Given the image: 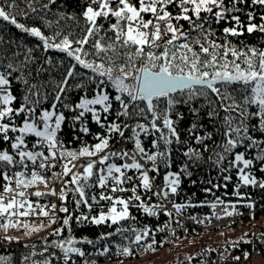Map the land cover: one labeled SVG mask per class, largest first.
Here are the masks:
<instances>
[{
	"label": "snow or ice",
	"instance_id": "1",
	"mask_svg": "<svg viewBox=\"0 0 264 264\" xmlns=\"http://www.w3.org/2000/svg\"><path fill=\"white\" fill-rule=\"evenodd\" d=\"M237 2H243V0H233V8L229 9L225 7L224 0H178L180 13L173 15L168 8L177 4V0H90L83 12L86 26L81 30L80 38L74 39L69 33L63 35L59 43H55L50 40L55 41L61 37L60 31L55 32L49 38L44 36L38 27H25L24 24L18 22L16 15L7 10L18 7L16 0H0V18L3 21H8L16 28L40 38L45 49L54 48L66 53L67 56L74 58L78 65L94 74L92 79L97 81V93L91 99H81L76 105L78 109H81L76 119L83 118L85 113H91L92 119L96 123L105 126L101 121V113H109L113 108V102H115L119 105L118 118L127 117L132 120L150 115L151 128L161 132L159 139L153 141V146L158 150L156 153H149L142 146L139 137L141 133H147L148 128L138 122L132 129L134 150L131 153L125 150H109L110 137L102 135H98L99 142L91 147L83 146L76 151L68 150L63 147L57 136L61 122L64 120L63 114L56 115L52 111L45 110L37 117L36 108L27 103L30 99L28 95L24 97L25 104L14 108L12 105L16 97L9 88L11 71L7 74L0 73V139L11 142L10 147L15 150L14 154H10L7 150L0 151V176L5 181L2 186L3 192L0 193V217L5 218V222L0 224V229L6 231L10 226H18V217H29L37 209H39L38 215L49 218L50 222L54 224L58 210L67 214V218L62 221V227L54 229L53 234L59 235L73 219L69 209L65 206L57 209L55 203H52L50 208L39 204L34 207L28 196L52 195L63 202L67 199L69 185L74 186L71 188V192L78 197L74 200L76 207L79 208L83 205L89 209V214L81 213L80 216L75 217L78 222L95 225L110 222L112 225H116L131 218L129 209L133 200L140 202L138 207L144 213L156 215L154 208L144 204L141 196L137 194L139 187L151 190L153 186L149 177L150 170L146 169L140 160L151 162V170H156L158 156L167 155L166 152L159 151L161 141L164 145H169L173 142L172 138L179 140L174 121L169 115L176 104L189 103L196 97H204L211 105L214 102L209 98L210 94H215L218 98L216 102L229 113L225 120L226 136L229 134L232 137L242 136V133L248 132V127L245 126L242 119L237 127L232 126L234 120L231 114L237 111L239 118L247 116L250 119L253 116H258L260 127L264 130V50L252 47L241 51L232 47L230 42L217 43L212 39L211 30L205 29L203 23V20L207 18L202 17V13H211L212 18L219 22L226 19V15L235 9ZM251 2L264 7V0H251ZM49 3H54V0H49ZM28 8L32 13L38 11L31 2L28 3ZM42 8L47 9L48 4L42 5ZM214 9L218 10L214 11ZM24 14L27 15V13ZM145 14H150L152 18L145 19ZM110 17H114L115 22L110 23L105 31L98 20ZM61 19H75V17H61ZM231 19L239 27H225L223 29L225 36L243 34L245 29L240 17L232 16ZM181 20L188 21L191 30L197 32L195 38L191 37L190 31H184L182 25L173 23V21ZM261 20L264 21V16H261ZM165 21L167 23H164ZM253 21L254 17L249 14L247 33L251 34L257 31L264 33V23L256 24ZM102 32L103 35H101ZM166 36H170V38L165 40ZM86 45L87 49L84 47ZM82 56H92L94 59L87 61ZM7 68L12 70L13 65L9 63ZM74 68L75 65L68 70V77L75 74ZM25 83L27 82L25 81ZM62 83H66V80ZM236 84H240L244 89L241 97L243 103H238L232 93L227 91L229 86L235 87ZM109 85L115 90L114 96L106 91V86ZM34 88L35 86H32L28 88V91L32 92ZM64 91L63 87L57 86L58 94L55 97L57 101L61 98L59 93ZM161 103L165 105L163 109L160 107ZM93 105L101 106L99 111L91 107ZM253 105L258 111L246 112V109ZM55 107L56 105L53 104V108ZM217 114L215 111L209 113L210 116ZM20 118L23 122L18 125L16 120ZM161 120L162 129L157 128V122ZM129 127L127 123L112 122L107 124V131L110 134L118 133L124 137L125 133L122 129ZM164 129L167 130V135H164ZM83 131L88 132V128L84 127ZM30 135L38 138L36 144L32 145L33 150H29L25 139ZM196 139L202 141L204 138L197 137ZM248 139L251 140V137ZM242 142V139L238 141L235 138H228L222 146L223 152H230L238 143ZM252 143L255 144V141ZM38 147L43 150H34ZM184 155L189 157L192 162L200 159V153L192 148H189ZM82 158L86 159L83 163H78ZM113 158L131 162L119 165L114 162L109 163L108 161ZM223 159L225 156L219 155L217 162ZM258 159L264 161V156H260ZM28 162H31L33 166L30 178L26 177L23 170L9 174L11 166L27 169ZM234 162H242L244 165L239 169L240 179L244 185L257 184L256 179L245 171L253 163L252 160L245 159L244 154L239 153L235 155ZM57 166L61 168V172H53L51 178L42 174V172H48ZM187 167L188 165L184 166V171H187ZM130 169L137 170L140 178L139 183L131 189L133 193L131 198L124 199L108 195L104 191L98 198L96 195L88 196L87 189L93 186L90 184L93 178L96 182L94 186L102 190L111 193L127 191L123 185L134 179L132 176L126 175L127 170ZM164 179V189L153 193V195L167 198L170 194L177 193L180 173L169 172ZM224 179L228 180L230 177H224ZM56 180H60L64 185L59 191L51 189L47 193L35 191L31 194L26 191L38 183H44L47 186L48 183ZM259 186L264 188V183H260ZM206 191L210 192L211 189ZM217 200L222 203L219 198ZM90 201H95L97 204L100 201H109L110 207L107 211L101 210L97 215H90L93 209V204ZM173 207L179 212L185 205L174 204ZM212 207L215 208L216 204L213 203ZM168 215H171V212ZM225 215H232V213L226 212ZM13 220L17 221L16 224H13ZM24 227L28 229V225L25 224ZM39 230L34 227L29 229V232ZM127 231L134 233V239L130 241V244H139L145 237L150 236L148 229L142 231L120 227L115 229L117 234ZM106 235L111 236L113 233ZM2 238L9 242L16 239L9 236ZM85 242L93 244L92 240L86 239ZM74 243L72 238L54 242V247L62 250L65 264H69L71 259L69 254L71 253L78 254L80 257L86 255L79 247L73 246ZM147 247L151 249L153 244L150 243ZM117 248L119 253L124 256L132 254V248L129 246L117 245ZM47 250L46 247L44 251L47 252ZM108 252L109 248L105 247L100 255L103 256ZM247 255L246 253L245 257ZM188 259L190 261L192 257H188ZM234 259L239 260L240 257L237 256ZM0 264H7V257L0 256ZM44 264H51V261L45 260ZM86 264H94V262L86 261Z\"/></svg>",
	"mask_w": 264,
	"mask_h": 264
},
{
	"label": "trees",
	"instance_id": "2",
	"mask_svg": "<svg viewBox=\"0 0 264 264\" xmlns=\"http://www.w3.org/2000/svg\"><path fill=\"white\" fill-rule=\"evenodd\" d=\"M29 2L38 9L37 13H32L28 8ZM16 3L17 8H9L7 10L16 15L19 23L24 24L28 28L38 27L42 34L49 38L55 32L60 31L62 33L61 37L55 41L50 40V42L59 43L63 35L69 33L72 34V38L74 39L80 38L81 30L86 26L83 12L90 3V0H54V3H49V0H16ZM44 4H48L47 9L42 8ZM224 4L226 8H233V0H224ZM168 10L173 15L180 13L178 3L169 6ZM24 13H27V15ZM249 14L254 17V23H264L261 20V16H264V7L253 4L251 0L237 2L235 9L226 15V19L219 22L212 18L211 13H202V17L207 18L203 20L204 27L211 30L213 33L212 39L217 43L224 44L230 42L232 47L241 51L252 47H255L257 50H264V33L257 31L249 34L246 31ZM145 16H149V19L152 18L150 14H145ZM232 16L240 17L245 30L241 35H229L226 37L223 32L225 27H239L232 21ZM61 17H75V19H61ZM114 22V17L108 19L100 18L98 20V23L103 25L105 31L108 29L110 23ZM164 23L167 22L165 21ZM173 23L182 25L183 30L186 32L190 31L192 38L197 36V32L191 30L188 21H173ZM101 35H103V32ZM169 38L170 36H166L164 39ZM161 44H163V41H161ZM84 47L88 48L87 45ZM82 58L87 61L94 59L92 56H82ZM229 59L232 58L229 57ZM9 63L13 65L12 70L7 68ZM73 65H75L73 69L75 74L68 77L67 72ZM9 71H11L9 88L16 97L12 105L14 108H19L22 104H25L24 97L28 95L30 99L27 103L29 106L36 108L37 117L42 111L50 109L63 114L64 120L61 122L57 136L64 148L72 147L80 149L83 146L91 147L99 142L98 135H102L110 137L109 150H125L131 153L134 150V132L132 129L138 122L148 128L147 133L140 134L139 138L142 146L149 153H156L158 151L153 146V141L159 139L161 132L151 128L150 115L132 120H129L127 117L118 118L119 105L113 102V108L109 113H101V121L105 126L96 123L92 119L91 113H85L83 118L76 119L81 111L76 105L79 104L81 99H91L97 93V81L92 79L94 74L90 70L78 65L75 59L67 56L66 53L54 48L45 49L43 41L40 38L24 32L10 22L3 21L0 18V73L7 74ZM65 80L66 83H62ZM32 86H35V88L32 92H29L28 88ZM57 86L65 89L64 92L59 93L61 98L58 101L55 98L58 94ZM106 91L112 96L116 94L110 85L106 86ZM227 91L232 93L238 103H243L241 97L244 89L240 84H236L235 87L229 86ZM209 98L214 102L211 105L208 99L204 97H196L189 103L174 105L169 115L174 121V127L179 135V140L172 138L173 142L169 145H164L163 141H161L159 151H164L167 155L163 157L158 156L156 170H151V162L143 159L140 160L145 168L150 170V180L158 191L164 188V178L169 172L180 173V184L176 196L177 201L181 205H185V207L182 208L179 216H184L190 220L187 223L189 231L194 229L197 224L205 225L229 216L225 215L226 212H231L232 214L246 213L244 217L247 219L252 216L259 218L264 212V188L259 186L260 183H264V161L258 159V157L264 156V130L260 127L259 117L253 116L249 119L245 116L239 118L238 111L232 113L231 115L234 120L232 126L237 127L242 119L245 126L248 127V132L242 133V136L232 137L231 134L226 136L227 126L225 120L229 113L216 102L218 98L215 94H210ZM53 104L56 105L55 108H53ZM91 107L99 111L101 106L93 105ZM160 107L163 109L165 105L161 103ZM213 111L218 114L210 116L209 113ZM252 111H258L256 106L253 105L246 109V112ZM22 122V118L16 120L18 125L22 124ZM112 122L127 123L130 126L129 128L122 129L125 133L124 137H121L118 133H108L107 124ZM84 127L88 128V132L83 131ZM157 128H163L162 120L157 122ZM163 132L164 135H167L166 129ZM10 135L13 134L10 133ZM197 137H203L204 139L200 141L196 139ZM249 137H251V140L248 139ZM228 138H235L238 141L242 139L243 142L238 143L230 152L224 153L222 146ZM25 139L28 147L32 149V145L36 144V137L30 135ZM252 141H255V144ZM10 143L9 141L0 139V151L7 150L10 154H14L15 150L11 149ZM189 148L195 149L200 153L198 161L192 162L189 157L184 155ZM35 150L39 149L36 148ZM239 153H243L245 159L253 161L245 171L256 179L257 184L244 185L242 183L239 169L243 168L244 165L242 162H234L235 155ZM219 155H224L225 159L217 162ZM84 159L86 158H82L78 163H83ZM108 162H114L119 165L131 161L113 158ZM185 165H188L187 171H184ZM22 170L25 171L26 177L30 178L31 171L33 170L31 162H28L27 169L11 166L9 174ZM36 170L40 171L39 169ZM53 172L59 173L61 172V168L57 166L48 172H42V174L51 178ZM126 175L132 176L134 179L125 183L123 185L124 188L132 189L139 183L140 178L137 170H127ZM224 177H230V179L225 180ZM58 181L60 180L50 182L47 186L59 183ZM4 183L3 177L0 176V193L3 191L2 186ZM95 183V179L93 178L90 181V184L93 186L87 189V194L88 196L96 195L98 198L101 192L99 191V187L94 186ZM39 186H45V184L38 183L26 189V191L31 194ZM153 186L151 190L139 187L137 194L141 196L144 204L154 208V211L157 213L156 215L144 213L138 207L140 202L133 200L132 206L129 209L131 218L116 225H112L110 222L95 225L92 223H81L75 219L81 213L89 214V209L83 205L79 208L76 207L74 200L78 197L74 196L71 192V188L74 186L69 185L66 201L61 202L59 200V203L67 207L72 214L73 219L70 221V225L64 227V230L59 235L53 234L54 230H52L41 236L32 237L29 241L31 246L23 247L17 250V252L9 245L0 244V256L7 257V264H44L45 260H50L51 264H57L54 253L59 248L54 247V242H60L69 238L75 241L73 246L82 247L86 251L94 250L102 252L105 247H108L109 252L107 255L111 260H115L119 254L117 245L131 247L132 254L136 255H138L137 249L148 242H152L154 246H160L161 241H164L162 234L164 226L174 221L178 216L167 210L161 202L160 196L153 195V193L157 192ZM207 189H211V191H206ZM132 196L133 193L130 191L121 194V197L125 199H129ZM44 197L52 200L50 195H45ZM40 198L32 196L30 200L33 204L37 205L40 202ZM217 198L222 203L218 202ZM90 203L93 204L90 215H96L100 210L110 205L109 201H100L98 204L95 201H90ZM213 203L216 204L215 208L212 207ZM158 205L159 207H157ZM169 212H171V215H168ZM62 216L64 219L67 218V214L65 213H62ZM62 221L54 229L61 228ZM3 222H5V218L0 217V224ZM117 227L135 231L148 229L150 236L145 237L139 244H130V241L134 239V233L127 231L123 234H117L115 232ZM0 231L5 230L0 229ZM107 233H113V235L107 236ZM247 235L248 238L246 239L239 237L231 241L232 246L216 243L200 246L189 254L188 257H192L190 261L186 257L182 260H173L164 264H255L248 257H245L244 254L245 249L249 248L247 240L250 238L255 242V247L262 257L264 264V222L255 224L253 230H249ZM102 236L104 238H101ZM124 237H127V239H124ZM86 239L92 240L93 244L86 243ZM46 247L48 249L47 252L44 251ZM231 248L233 249L232 254L229 253ZM70 255L72 257L78 256L75 253H71ZM237 256L240 257L239 260L234 259ZM25 257H27V260H25Z\"/></svg>",
	"mask_w": 264,
	"mask_h": 264
},
{
	"label": "built area",
	"instance_id": "3",
	"mask_svg": "<svg viewBox=\"0 0 264 264\" xmlns=\"http://www.w3.org/2000/svg\"><path fill=\"white\" fill-rule=\"evenodd\" d=\"M38 149L39 150H43V149H40L39 147H38ZM66 149L73 150V151L79 150V148H72V147H67ZM61 188H62V182L56 183V184H53V185H50V186H39V187L36 188V191H42V192H46L47 191V192H49L51 189H56L57 191H59ZM153 188L158 192V190L156 189L155 186H153ZM126 189H127V191H125V192H117V193H111V192H108L107 190H102L100 188H99V191L100 192L104 191L108 195L121 197L122 193H126L128 191H130L132 193L131 189H128V188H126ZM32 196L33 195H29L28 199H30ZM50 196H51L52 200H50L48 197H44L43 196V197L40 198V202L38 204L40 206H47L48 208H50V205L52 203H55V204H57V209L62 206L59 203V200L57 199V197L52 196V195H50ZM160 199H161V202L163 203V205L167 208V210L173 212L175 215L178 216V218H176L174 221L167 223L164 226L163 230H162L163 240L165 242H167V243H170V242H172L174 240H177L183 234H185V235L188 234L190 236H196V234L202 233L204 230L209 232L207 235L211 238L212 236H215V233H219L223 229L227 230L229 227L242 225L243 223H246V221L250 219V218L247 219V218L244 217L246 215V213H237V214H232V215L223 217V218H221V219H219L217 221L210 222V223L205 224V225L197 224L194 229L189 231V229H187V223L190 220L188 218L184 217V216H179V213H180V211L182 209L179 212H177L176 209L173 207L174 204L181 205V203H179L177 201L176 194H170L167 198H163L162 196H160ZM33 205H34V207L36 206L35 204H33ZM38 211H39V209H37L36 212H33L27 218H32L33 217L37 221H45L46 217H42V216L38 215L37 214ZM61 215H62L61 212H59L57 210L56 217H55L56 218V223L53 224V223L50 222L51 223V228L48 229L49 232H50V230H54V228L60 223L59 219H60ZM17 219H18V221L19 220H24L25 217H18ZM223 227H225V228H223ZM255 231H256V229H255ZM5 234L6 233H3V232L0 231V244L1 245H9V246L13 247L16 252H17V250H19V249H21L23 247L31 246V243L29 242L30 240L29 241H15V240H12V242H9V241H7V240L2 238L4 236H6ZM43 234H45V233H43ZM205 238L209 239L207 236ZM247 242L249 244V248L245 249V253L244 254L247 253L248 254L247 257L249 259L252 258L254 255H259V252H258L257 248L255 247L256 244L253 241V239L250 238V239L247 240ZM210 243H218V244L223 243V244H227L229 246H232V244L230 242H226L225 240L219 241L218 239L216 241H210ZM144 248H145V245L143 244L140 248L137 249V252H140V251L144 250ZM80 249L82 251H84L86 255L84 257H80L79 255L77 257H72L69 254L70 257H71V259L69 261V264H86V261L94 262V264H113V260H111L108 257L107 253H105L103 256H101L99 251H94V250L86 251L82 247H80ZM229 253L230 254L233 253V249L232 248L230 249ZM54 255H55L57 264H65L64 254H63L61 249H56ZM121 255L122 254L119 253L117 255L116 259H120Z\"/></svg>",
	"mask_w": 264,
	"mask_h": 264
},
{
	"label": "rangeland",
	"instance_id": "4",
	"mask_svg": "<svg viewBox=\"0 0 264 264\" xmlns=\"http://www.w3.org/2000/svg\"><path fill=\"white\" fill-rule=\"evenodd\" d=\"M145 19H149V16H145ZM48 111H52L56 115H60L59 112H56L53 109H50ZM37 139L38 138L36 137L35 142L37 141ZM29 150H33V149L29 148ZM58 182L60 183V181ZM109 207L110 205L102 210L107 211ZM48 219L49 218H45V221H37L33 217L32 218L25 217L24 220H19L18 226L15 227L10 226L6 231H2V232L6 233L5 234L6 236L16 238L13 239L15 241H29L32 237L41 236L43 233L49 232L48 229L51 228V223ZM63 219L64 218L61 215L59 222H61ZM16 222H17L16 220H13V224H16ZM263 222H264V215L260 216L259 218H254L252 216L249 219L248 223H243L241 226L229 227L227 230L223 229L219 233H215V236H212L211 238L207 235L209 232L204 230L202 233L196 234V236L183 234L177 240H174L170 243L167 242L164 243V241H161L160 246L153 245L151 249H149L147 245L152 242H148L147 244H144L145 245L144 250L138 252V255L134 253L131 254L130 257L121 255L120 259L113 260V264H164L166 262H170L173 260H178V259L182 260L188 257L190 253L194 252L200 246H204V245L207 246L210 244H214V243H210V241H216L218 239L219 241L225 240L226 242L231 243V241H234L239 237L246 239L248 238L247 232L249 230H253L255 224H259ZM25 224L28 225V229L24 227ZM34 227L39 228L40 230L35 232H29V229ZM51 231L52 230H50V232ZM206 236L209 239H206L205 238ZM249 260L253 261L255 264H263V259L260 255H254Z\"/></svg>",
	"mask_w": 264,
	"mask_h": 264
},
{
	"label": "bare ground",
	"instance_id": "5",
	"mask_svg": "<svg viewBox=\"0 0 264 264\" xmlns=\"http://www.w3.org/2000/svg\"><path fill=\"white\" fill-rule=\"evenodd\" d=\"M263 215H264V212H263ZM261 216H262V215H261ZM248 221H249V220H247L246 223H248ZM237 226H241V225H237ZM116 260H118V259H116Z\"/></svg>",
	"mask_w": 264,
	"mask_h": 264
},
{
	"label": "crops",
	"instance_id": "6",
	"mask_svg": "<svg viewBox=\"0 0 264 264\" xmlns=\"http://www.w3.org/2000/svg\"><path fill=\"white\" fill-rule=\"evenodd\" d=\"M4 223V222H3Z\"/></svg>",
	"mask_w": 264,
	"mask_h": 264
}]
</instances>
